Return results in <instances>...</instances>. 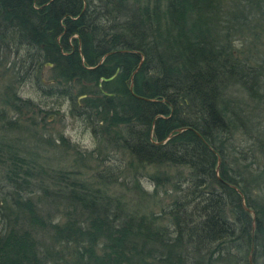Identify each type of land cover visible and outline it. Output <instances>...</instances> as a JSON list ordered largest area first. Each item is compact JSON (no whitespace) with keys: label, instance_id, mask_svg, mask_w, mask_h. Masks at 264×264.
<instances>
[{"label":"trees","instance_id":"obj_1","mask_svg":"<svg viewBox=\"0 0 264 264\" xmlns=\"http://www.w3.org/2000/svg\"><path fill=\"white\" fill-rule=\"evenodd\" d=\"M0 264H264V0H0Z\"/></svg>","mask_w":264,"mask_h":264},{"label":"rangeland","instance_id":"obj_2","mask_svg":"<svg viewBox=\"0 0 264 264\" xmlns=\"http://www.w3.org/2000/svg\"><path fill=\"white\" fill-rule=\"evenodd\" d=\"M49 75L48 71L44 72V77L47 78ZM19 94L23 98H29L35 105H37L39 108H42L46 111L45 119H47V123L45 125V130H40V133L44 136L48 137H55L58 132H62L63 135L72 143H76L80 145L81 148H87V149H93L98 146V143L96 140L92 137L91 133L89 131H85L83 128V125L79 122V120L75 119L74 117H71L68 114V106L69 104L64 102L60 105H58V101L53 98H44L42 97L34 87H32L29 84H26L22 86V88L19 91ZM78 102L80 103V100L78 99ZM11 115V114H10ZM30 115V114H29ZM21 125H27L28 126V120L27 118L20 119L19 120ZM42 127L41 129H43ZM48 132V133H47ZM24 143L29 145L31 141V136H28L27 134L22 135ZM45 148V147H44ZM60 148V147H58ZM43 151V148L41 149ZM47 158L54 159L52 161V164L55 165H69V159L66 156L61 155L58 153V151H50L48 153H45ZM89 164H94L93 161ZM86 172H89V169H83ZM144 186L147 189H150L149 185L144 181Z\"/></svg>","mask_w":264,"mask_h":264},{"label":"water","instance_id":"obj_3","mask_svg":"<svg viewBox=\"0 0 264 264\" xmlns=\"http://www.w3.org/2000/svg\"><path fill=\"white\" fill-rule=\"evenodd\" d=\"M100 62H101V61H100ZM100 62H99L98 64H100ZM90 68H93V67H90ZM108 79H110V78H107V80H108ZM130 89H131V87H130ZM217 176H218V173H217ZM218 178H219V176H218Z\"/></svg>","mask_w":264,"mask_h":264}]
</instances>
